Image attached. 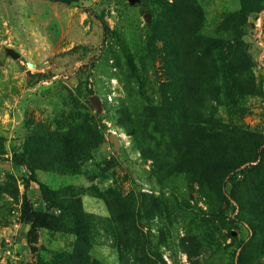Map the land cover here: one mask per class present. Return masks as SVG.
Masks as SVG:
<instances>
[{
	"label": "rangeland",
	"instance_id": "374dc122",
	"mask_svg": "<svg viewBox=\"0 0 264 264\" xmlns=\"http://www.w3.org/2000/svg\"><path fill=\"white\" fill-rule=\"evenodd\" d=\"M263 143L264 0H0V264H264Z\"/></svg>",
	"mask_w": 264,
	"mask_h": 264
},
{
	"label": "trees",
	"instance_id": "16d2710c",
	"mask_svg": "<svg viewBox=\"0 0 264 264\" xmlns=\"http://www.w3.org/2000/svg\"><path fill=\"white\" fill-rule=\"evenodd\" d=\"M54 1H59L63 3H71L74 0H54ZM107 31H108V28H107ZM44 77H46L44 73L30 74L29 81L30 83H38ZM263 155H264V143L261 146H259L258 151L256 152L253 159L244 160L241 164L235 167V170L243 167L244 165L245 167L243 169L247 168L248 166H251V168H258L262 162L261 157ZM44 193L45 192L43 190V194ZM44 201L48 202L49 197L44 195ZM238 202L240 206L242 207L243 203L240 200H238ZM55 205H57V202H54L51 205L45 204L44 207L43 206L36 207L29 200H25L24 202V207L22 209V214H21L20 219L23 224H26L29 226L28 230L26 231V242H27L28 249L32 254H37L39 251L38 244L40 242L41 230L42 229L54 230L55 227L58 226L60 218H57L58 210L56 209ZM256 231L257 230L254 227L253 229L254 233L252 237H254ZM80 236H84V235L80 234ZM80 236H78V238H80ZM71 256L73 258L77 257L80 260H83L85 258V255L82 253L81 248L79 246H75L74 252ZM60 260H61V256H59V260H58L59 262H55V263L61 264ZM27 264H42V263L39 260H33L31 262H28ZM84 264H88V262ZM240 264H243V263H240Z\"/></svg>",
	"mask_w": 264,
	"mask_h": 264
},
{
	"label": "water",
	"instance_id": "95a60500",
	"mask_svg": "<svg viewBox=\"0 0 264 264\" xmlns=\"http://www.w3.org/2000/svg\"><path fill=\"white\" fill-rule=\"evenodd\" d=\"M146 18H147V20L150 19V14L149 13L146 14ZM8 52H9V54H11L15 58L19 57V54L17 52H15V50H13V49H9ZM90 104L97 112H101L102 111V100H101V98L98 95L94 94L91 97ZM110 139L115 143L116 146L119 145V139H118V136H117L116 133H112L110 135Z\"/></svg>",
	"mask_w": 264,
	"mask_h": 264
}]
</instances>
